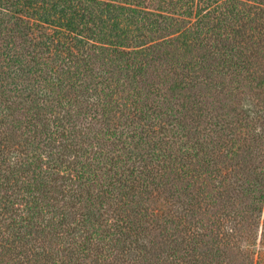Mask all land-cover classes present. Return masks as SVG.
Here are the masks:
<instances>
[{
  "label": "trees",
  "instance_id": "trees-1",
  "mask_svg": "<svg viewBox=\"0 0 264 264\" xmlns=\"http://www.w3.org/2000/svg\"><path fill=\"white\" fill-rule=\"evenodd\" d=\"M0 264H264V0H0Z\"/></svg>",
  "mask_w": 264,
  "mask_h": 264
}]
</instances>
